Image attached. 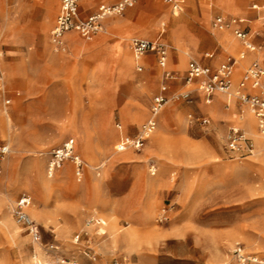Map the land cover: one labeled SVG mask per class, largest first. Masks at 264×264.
I'll return each instance as SVG.
<instances>
[{
	"label": "rangeland",
	"instance_id": "374dc122",
	"mask_svg": "<svg viewBox=\"0 0 264 264\" xmlns=\"http://www.w3.org/2000/svg\"><path fill=\"white\" fill-rule=\"evenodd\" d=\"M114 1L77 0L79 15ZM251 4L264 5V0H183L177 14L163 0H136L122 14L104 18L103 30L89 40L76 34L77 44L64 41V50L53 51L60 56L57 67L49 61L42 65L43 78L30 81L31 91H6L10 85L0 73V141L10 149L0 170V264H259L239 260L237 247L264 259V169L252 154L235 158L226 148L231 120L220 115L224 100L218 93L209 95L214 110L213 103L204 104L202 92L177 96L195 85L185 84L184 68L173 66L178 56L187 61L205 52L214 67L226 56L237 57L243 49L231 31L236 49L219 55L216 41L226 38L213 37L218 33L210 21L219 13L247 23L249 12L264 24V9L258 12ZM115 20L110 27L123 22L121 31L129 28L122 39L108 26ZM54 24L55 19L49 40ZM247 30L264 67V36ZM133 38L164 43L174 84L170 81L160 112L168 123L158 124L141 153H120L114 148L117 125L134 134L161 84L157 68L135 72L133 67L134 79L118 73L117 47L124 41L120 50L132 62ZM127 115L140 118L130 123ZM201 117L209 123H199ZM244 132L255 152V136ZM67 141L80 166L68 158L49 176L53 150ZM21 194L30 197L27 212L40 234L37 242L12 213ZM90 217L94 220L87 225ZM126 231L132 238L128 246L122 240Z\"/></svg>",
	"mask_w": 264,
	"mask_h": 264
},
{
	"label": "built area",
	"instance_id": "2783aa9c",
	"mask_svg": "<svg viewBox=\"0 0 264 264\" xmlns=\"http://www.w3.org/2000/svg\"><path fill=\"white\" fill-rule=\"evenodd\" d=\"M135 2L136 0H119L112 4H101L93 14L82 19L78 15L77 0H59L55 24L50 31V40L54 45V49H65L63 37L68 31H77L82 37L89 39L95 32L103 30L102 20L106 16L120 15L125 9L133 6ZM163 2L170 7L172 12H179L181 10V6L177 0H163ZM250 7L258 11V9L264 7V5L251 4ZM242 23V19L222 14L214 15L211 20V27L214 30L222 31L224 29H230L234 37L242 44L245 51L252 54V58L244 68L237 86L233 87L231 75L237 60L244 57V52L240 53L238 59L232 56L227 57L214 69L191 58L187 63L182 78L185 84H194L195 87L177 96L186 99L189 98L194 91L202 92L206 95L205 102L210 103V94H222L227 101L234 100L239 105L249 110L255 118L257 131L264 136V67L261 66L258 59V50L260 47L252 42L248 31L244 27H241ZM130 44L136 59H139L146 53H154L158 66L164 67L167 58V47L164 43L158 40L133 38ZM204 56L209 57L210 54L205 52ZM137 69H140V66H138ZM163 77L164 80L174 79L173 75L166 71L163 73ZM247 88L253 91L247 92ZM166 89L167 85L166 82H164L160 86L159 92L154 94L150 99L148 118L140 125L139 129L134 134L125 135L115 144L114 148L116 151L132 149L136 152H140L144 148L148 138L156 129L158 115L168 100V96L165 94ZM198 121L203 125L209 123L207 117H201ZM224 141L226 148L236 153L238 156L251 154L253 151L252 140L247 137L245 132L239 127H228L225 132ZM72 150V141H67L61 147L53 150L51 159L47 165V174L49 176L52 175L61 161L68 158H71L77 167L80 166L81 162L77 156L73 155ZM9 151V146L6 143H0V162ZM149 172L151 175L155 173V166L151 162L149 163ZM29 203L30 200L28 196L21 195L16 200L11 210L14 214L16 223L25 229L33 241L37 242L40 239V234L36 224L27 212ZM93 220V217L87 219V225H90ZM234 252L241 261L251 260L259 264H264V259L245 255L240 247L234 249ZM114 264L119 263L115 262Z\"/></svg>",
	"mask_w": 264,
	"mask_h": 264
},
{
	"label": "crops",
	"instance_id": "0c3cea01",
	"mask_svg": "<svg viewBox=\"0 0 264 264\" xmlns=\"http://www.w3.org/2000/svg\"><path fill=\"white\" fill-rule=\"evenodd\" d=\"M12 1L13 0H0V73L2 74V78H5L8 81V84L10 85V88L8 87V90H6V91H18V90L31 91V89H30V87H31L30 83L31 82L30 81L32 79L43 78L42 72H41V68H42L41 66L46 64L49 61V64L52 67L56 68L57 67V61H59V59H60V56L57 53H54V52H56V50L53 49V44L49 40V30H50V28L54 22V19L56 20L58 8H59V3L57 6V2H59V0H24L25 2L23 4L19 3L20 0H17L16 4H12ZM117 1H119V0H116L114 2H100L97 4V6L91 12H89L85 16L81 17L79 15V10H78V15L80 18L84 19V18L88 17L89 15L93 14L99 5H101V4H112V3H115ZM177 1L180 4L181 9H182L181 3L183 2V0H177ZM23 7H24V13L22 11ZM131 7H133V6H131ZM131 7H128V8H131ZM207 8H209V6L204 8L205 9L204 12H206V13H208L206 11ZM262 9H264V7H260L258 9V12ZM56 10H57V13H56ZM148 10H150V9L148 8ZM12 11H15L17 14L15 16L14 15L12 16L10 14ZM175 13L177 14L178 12H173V14H175ZM55 14H56V16H55ZM217 14H219V13H217ZM214 15H216V14H214ZM111 16H116V15H108L106 17H111ZM213 16H212V18H213ZM245 17L247 19L246 20L247 23H244V21H243V23L241 24V27H244L246 30L249 27L251 29V31L257 30L262 36H264V24L260 23L257 19H255V17L252 18V16L250 15L249 12H248V14H245ZM205 18H206V16H205ZM212 18H211V20H212ZM103 21H104V19L102 20V22ZM112 22H119V21H111L109 24L107 23L109 27H110ZM120 23L122 26L123 22H120ZM210 23H211V21H210ZM161 25L163 26L164 24L162 23ZM121 26H120V28H121ZM110 28H111L112 32H114V34L117 33V35H120L121 39H122V36L125 34V31L126 30L128 31V29H129L128 28L126 30L121 31L120 28H116V27L115 28L110 27ZM162 31H164V29ZM214 31H216L218 34L225 35V37H226V40L223 43H220V42L216 41V39H215L216 43L221 48V52L219 55L223 54L224 52H232L236 49L235 41L230 36L231 35L230 29H224L222 31H217V30H214ZM132 32H134V31L131 30V34L134 35ZM76 34L85 40H89L91 38L90 37L89 39H86V38L82 37L77 31L72 30V31H68L64 34V37H63L64 41H66L67 44H70V43H72L74 45L77 44L79 40L76 37ZM67 35L74 36L76 40L74 42L69 41ZM249 36H250V39L252 40V42L254 44H256V42L254 41V38H252V35L249 34ZM144 39H148V38H144ZM149 40L160 41L158 38L149 39ZM121 41H123V40H121ZM236 41L242 47L243 50H241L238 53L237 57H234V56H232V57L238 59L240 53H243V52L245 53V55L243 57L244 58L243 64L240 65V61L243 58L238 59L237 63L234 66V69L232 71L231 79H234L233 78L234 73L238 72V77L236 79H234V81H232L233 87L237 86L239 79L243 73L244 68L248 65L249 61L252 58V54L245 51V49L243 48L242 44L238 41V39H236ZM123 47H125L124 41H123V43H119V46L117 47V50H118L117 51L118 56L116 58L117 59V70H118V73L120 75H123L127 78H130V79H134L136 76L133 72V67H134L135 72H142L145 69L157 68L160 70V81H161L160 86L164 82H166L167 89H168V87L170 85V81L172 83L174 82V79L164 80V77H163V73L165 71L167 73H171V70L167 69L168 56H169L168 53H167L166 63L164 65V67H159L157 64V61H156V55L154 53H146L143 56H141L139 59H136L134 57V54L132 51V55L131 56L128 55V57H130V59H132V62L125 60L124 54L120 50ZM131 50H132V48H131ZM128 52H129V49H128ZM178 57H177V61L173 65L174 69H177V70H178V68L176 65L178 62ZM193 59H195V58H193ZM195 60H197L198 62H200L204 65L210 66L212 69L217 67V65L215 67L212 65L213 60H212L211 54L209 57H205L204 53H203L199 58H197ZM188 61H189V59L187 61H185V58H184V69H183V71H181L182 74H184V72H185ZM222 61H224V60H222ZM221 62H219V63H221ZM133 64H134V66H133ZM32 65L34 66L33 70H32ZM138 66H140V69H137ZM172 83H171V85H172ZM160 86H159V89H160ZM159 89H158V92H159ZM167 89H166L165 94H167V91H168ZM0 91H2V90H0ZM246 91L252 92L253 90L247 88ZM158 92H156V93H158ZM218 96H220L224 100L222 103L224 111H220V115L223 116L224 118H229L231 120V123H230L231 126L242 128L243 131H244V129H253V127L256 126L255 118L252 116L250 111L247 110L244 106H241V107L245 108L243 110H245L246 112H248L250 114V119H249V117L246 116L245 120H243V122L241 123L243 125V127H242V125L240 124V121H235V117H233V118L230 117V115L232 113L239 114V113L243 112V111L239 112V111L235 110V109H237V106L239 108V104L234 100L227 101L225 99V96L222 94H218ZM204 99H205V96H204ZM212 103L211 102L206 103L204 100L205 105H210ZM149 104H150V101H149ZM213 104H214V108H213V110H214L216 107V103H213ZM205 105L202 106V109H204V110H206L204 107ZM166 112L169 113V110H166ZM208 112H210V111H208ZM160 114L158 115L157 126L159 123H161L160 126H162L163 123L164 124L168 123L167 121H165L164 114H163L162 120H161ZM148 116H149V105H148V115H147L146 119L148 118ZM139 118L140 117L133 118L131 115H127L126 117H124L126 122H130V123H135L136 121L139 120ZM170 122H171V120H170ZM170 122L167 126L170 125ZM142 123L139 124L137 130L139 129V127ZM167 126L166 127L163 126V128L165 129V128H167ZM116 131L119 133H118V136L116 137L115 142H118L126 134L121 130V126H119V125H117ZM0 143H5V142L0 141ZM142 150L140 152H136L132 149H126L124 151H118V152L126 153V152L130 151V152H134V153H141ZM231 153L235 156V158H240V159L251 155V154H247V155L238 156L234 152H231ZM159 154L160 153L157 152V155H159ZM153 164L156 168V165L154 162H153ZM0 165H1V162H0ZM148 169H149V167H148ZM21 195H26V194H21ZM26 196H28V195H26ZM28 198L30 200L29 196H28Z\"/></svg>",
	"mask_w": 264,
	"mask_h": 264
},
{
	"label": "bare ground",
	"instance_id": "6f19581e",
	"mask_svg": "<svg viewBox=\"0 0 264 264\" xmlns=\"http://www.w3.org/2000/svg\"><path fill=\"white\" fill-rule=\"evenodd\" d=\"M213 37L216 38V39H224V38H226L225 35H221V34H214ZM130 43H131V41H130ZM184 53L186 54L185 51H184ZM226 57H228V56H226ZM177 67H178L179 70H182L184 68V59L183 58H179ZM246 116L249 117V119H250V114L248 112H246L245 110H243V112L239 113V114L232 113L230 117H232V118L235 117V121H240V124H241L243 122V120H245ZM242 127H243V125H242ZM245 130L248 133H250L251 135H254L255 138H256V142H257L256 151L255 152L252 151L253 153H251L252 155L250 156V158L257 165H259L262 169H264V136H262L260 133H258L255 130V128H253V129H245ZM249 165H250V161L246 162V164H244V166H242V168H246ZM7 218L10 219L8 216H7ZM8 222H9V220H8ZM10 223H12V222H10ZM122 240L128 246L131 243V240H132L130 232L126 231L125 234L122 236ZM242 252L248 254L247 252L244 251V249L242 250ZM41 262L42 261H40L38 263L40 264Z\"/></svg>",
	"mask_w": 264,
	"mask_h": 264
}]
</instances>
